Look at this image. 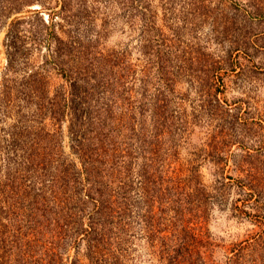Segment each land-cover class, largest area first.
Masks as SVG:
<instances>
[{"label":"rangeland","instance_id":"rangeland-1","mask_svg":"<svg viewBox=\"0 0 264 264\" xmlns=\"http://www.w3.org/2000/svg\"><path fill=\"white\" fill-rule=\"evenodd\" d=\"M80 137L130 212L118 264L263 243L264 0H0V264H51L47 222L79 207L64 263H87Z\"/></svg>","mask_w":264,"mask_h":264},{"label":"trees","instance_id":"trees-1","mask_svg":"<svg viewBox=\"0 0 264 264\" xmlns=\"http://www.w3.org/2000/svg\"><path fill=\"white\" fill-rule=\"evenodd\" d=\"M76 142L80 152L82 151V154L80 156L82 157V159H84L86 173L88 175H91L94 171V174L96 175H92L94 177L90 178V189H88L86 193L88 201L93 204V208L90 212H88L90 220L89 225L87 227H84L83 224V229H81L86 237L85 241L87 245L85 257L87 263L81 262L80 260H74L72 264H102L104 259L106 261V264H118L117 262H120L123 249L121 248V243H117L115 241V238H118L119 227H123L122 225L124 223L128 224L130 212L124 202V195L122 196V201H119L118 198L121 194H119L118 192L115 193V191H108L109 182L105 179L108 180L109 178H105L107 176L98 173L97 167L95 168L93 164L94 158H97L96 160L99 159L100 164L104 166V162L101 161L102 151L100 153L98 147L96 149L87 151V148L83 146L85 139L83 140V138L81 137ZM174 171L181 175L180 170L176 169ZM177 180L178 183L176 187H174L176 194H174V197H172L171 199L172 203H176L182 199L177 196L175 197V195L190 196V187L184 184V180L181 179L180 176ZM79 192L76 195L77 198L79 200H82V198L85 200V194L82 196V194L80 195ZM64 193H66L67 195V190H65ZM120 204L122 205V207L120 206ZM85 209L86 207H79L76 211L71 212L69 215L67 214V218L64 217L63 214H56L51 221L47 222L48 224L46 225V236L49 235V238L46 237V239L44 240V254L46 258L51 259V264H54L56 262L57 264H68L66 262L64 263L66 253L69 251V248L73 244L74 246H76V244L79 243L76 239L70 245L68 243V233L75 226L74 220H76L78 225L82 224L84 216L80 219L79 215L85 213ZM174 210L178 212L177 208H175ZM183 222H185L191 228L190 221L183 220ZM49 226H52L53 229H49ZM58 227L64 233L58 232ZM201 239V237H199L198 240L190 239L183 246L180 245L178 248H174L169 254L170 264H199V258H201V260L203 259V262H201L200 264H209L208 260L205 257L207 251ZM249 242L251 241H246L245 245H238L239 248H232L230 251L234 253L233 256L228 257L225 263L220 264H262L264 262V258L263 254L259 253V249H264V242ZM114 244H116L115 247H113ZM249 247H252V251L258 252V260H250L248 259L246 254L243 253L244 250L249 249ZM172 253L173 255H171ZM187 254H191L192 261L186 258ZM113 260L115 262L111 263L110 261Z\"/></svg>","mask_w":264,"mask_h":264}]
</instances>
